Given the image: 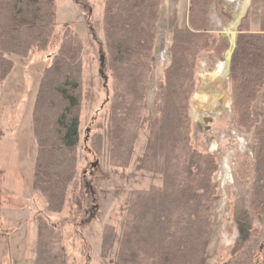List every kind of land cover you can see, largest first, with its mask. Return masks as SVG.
<instances>
[{
	"label": "trees",
	"instance_id": "1",
	"mask_svg": "<svg viewBox=\"0 0 264 264\" xmlns=\"http://www.w3.org/2000/svg\"><path fill=\"white\" fill-rule=\"evenodd\" d=\"M216 0H189L187 23L171 33L170 63L157 82L158 114L150 119L139 168L160 176L161 184L132 191L120 229L106 225L102 255L114 264H206L217 232L216 153L192 143L189 101L196 69L205 53L223 58L226 36L209 28ZM56 0H0V83L13 67L11 55L46 50L56 31ZM162 0H105L106 49L103 70L114 81L109 126L95 139L99 152L108 143L110 161L128 167L133 140L142 128L147 80L154 69L156 28ZM220 5L221 3H218ZM223 14V13H222ZM259 29L244 24L236 36L229 80L237 125L253 148V180L248 209L264 225V9ZM83 42L66 26L52 62L43 70L32 110L38 150L32 188L49 210L60 212L79 162ZM132 133V134H131ZM47 230L40 223L42 237ZM222 264H264V228L252 226Z\"/></svg>",
	"mask_w": 264,
	"mask_h": 264
},
{
	"label": "rangeland",
	"instance_id": "2",
	"mask_svg": "<svg viewBox=\"0 0 264 264\" xmlns=\"http://www.w3.org/2000/svg\"><path fill=\"white\" fill-rule=\"evenodd\" d=\"M104 2L56 0V31L48 48L33 50L26 56L11 55L13 67L0 83V264H114L113 253L102 255L104 227L110 224L120 229L133 190L162 182L160 176L140 169L139 163L149 121L158 114L157 82L170 63L171 33L176 24L186 25L189 0L161 2L154 69L147 80L142 128L136 131L128 167L110 161L108 143L101 152L94 144L97 136L108 129L114 98L113 77L107 68L103 70L105 60L101 54V49H106ZM222 6V1L220 5L217 0L212 4L209 28L228 39L227 34H234L236 45L241 26L235 28L236 20L231 21ZM263 9L264 0H252L242 24L257 31ZM66 26L80 36L84 45L79 162L64 208L53 212L40 192L32 188L38 150L32 110L43 70L52 62L51 53L56 51ZM229 41L222 59H210L205 53L199 58L195 91L189 101L192 143L198 149L216 153L219 161L215 176L219 185L218 228L206 264H222L252 226L264 228L248 209V189L254 176L253 148L237 125L232 108ZM40 223L47 225L42 237Z\"/></svg>",
	"mask_w": 264,
	"mask_h": 264
},
{
	"label": "crops",
	"instance_id": "3",
	"mask_svg": "<svg viewBox=\"0 0 264 264\" xmlns=\"http://www.w3.org/2000/svg\"><path fill=\"white\" fill-rule=\"evenodd\" d=\"M221 1L223 4L222 8L224 14H226L231 21L236 20L234 26L235 28H239L242 24L243 18L246 17L247 13H249L251 9L252 0H221ZM221 1L219 2L221 3Z\"/></svg>",
	"mask_w": 264,
	"mask_h": 264
},
{
	"label": "water",
	"instance_id": "4",
	"mask_svg": "<svg viewBox=\"0 0 264 264\" xmlns=\"http://www.w3.org/2000/svg\"><path fill=\"white\" fill-rule=\"evenodd\" d=\"M227 36L231 40V48H230L229 52L227 53V56H228L227 63H228V67H229L230 66L231 56H232L233 50L235 48V43H234L235 42V39H234V34L229 33V34H227Z\"/></svg>",
	"mask_w": 264,
	"mask_h": 264
},
{
	"label": "bare ground",
	"instance_id": "5",
	"mask_svg": "<svg viewBox=\"0 0 264 264\" xmlns=\"http://www.w3.org/2000/svg\"><path fill=\"white\" fill-rule=\"evenodd\" d=\"M224 65V64H223Z\"/></svg>",
	"mask_w": 264,
	"mask_h": 264
}]
</instances>
